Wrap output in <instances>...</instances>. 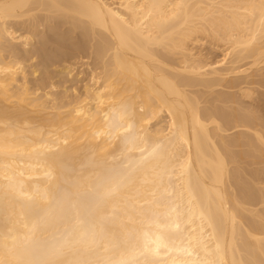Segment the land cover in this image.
<instances>
[{
    "label": "bare ground",
    "instance_id": "6f19581e",
    "mask_svg": "<svg viewBox=\"0 0 264 264\" xmlns=\"http://www.w3.org/2000/svg\"><path fill=\"white\" fill-rule=\"evenodd\" d=\"M261 97L264 0H0V264H264Z\"/></svg>",
    "mask_w": 264,
    "mask_h": 264
},
{
    "label": "rangeland",
    "instance_id": "374dc122",
    "mask_svg": "<svg viewBox=\"0 0 264 264\" xmlns=\"http://www.w3.org/2000/svg\"><path fill=\"white\" fill-rule=\"evenodd\" d=\"M75 37L78 38V36H76V35H75ZM75 41L76 40H71V41L67 42V44L72 43V42H75ZM65 51L67 53H71V55H75V50H73V49H67L66 48ZM65 61L66 62H58V63H55V64L53 63V65L50 67L51 71L53 72L54 81L57 82L58 85H59V88H58L57 91L63 92V91H65L67 89L69 91V93H70V91L73 90V89H75V88H77L78 90H81V87L83 85V82L77 83L78 80H73L71 82H68V80H70V79L69 78H66L63 75H59L58 69L61 68L64 65H69L70 64L72 67H74V68L76 67V69L74 70L75 73L83 72L81 74V77L85 78V77L88 76L87 73L89 72L90 68L87 65H82V63L81 62H78L77 61V58H75V57L70 58V59L65 60ZM84 61H86V60H84ZM35 62H36V60H35ZM28 70H30V69H28ZM39 74H40V72L37 74V76ZM31 78H34L35 79V77H31ZM37 79L40 80L41 79V76H39ZM74 79H76V78L74 77ZM257 103L261 107V110H260V113L259 114L264 118V97H261V98L257 99Z\"/></svg>",
    "mask_w": 264,
    "mask_h": 264
}]
</instances>
